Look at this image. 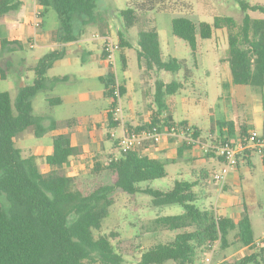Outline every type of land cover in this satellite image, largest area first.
I'll return each mask as SVG.
<instances>
[{"label": "trees", "instance_id": "1", "mask_svg": "<svg viewBox=\"0 0 264 264\" xmlns=\"http://www.w3.org/2000/svg\"><path fill=\"white\" fill-rule=\"evenodd\" d=\"M43 8L42 20L50 8H53L60 21L56 32L61 42L71 43L77 40L74 23L81 20L83 26L96 23L102 18L97 13V0H35ZM136 2L121 11L126 30L138 23L139 12L157 9L160 0H135ZM245 13L241 22L232 17L216 16L213 24L201 22L197 25L186 17L172 20L173 34L184 40L193 53L198 49V41L211 39L215 30L226 29L228 49L226 62L229 63L232 81L237 86H251L262 95L264 109V18L253 19L248 11L264 14V7L252 6L245 0H239ZM23 5L22 0H0V23L10 17L11 13ZM81 30V29H80ZM120 47H128L124 33L119 32ZM22 44L0 38V48ZM138 60L145 62L149 70L178 74L184 71V79L193 77L186 61L177 58L163 59L159 33L156 30H143L138 35ZM16 51L15 48H9ZM65 57V50H55L41 58L33 66L35 80L32 85L22 87L13 104L9 92L0 93V264H125V256L138 258V264H195L198 257L203 260L211 243H220L221 249H228L232 243L252 246L255 242L251 210L244 205L239 221L220 217L214 210L200 209L194 188L196 181H177L169 191L150 187L142 188L141 183L167 177L166 166L170 160H160L143 152L153 147L147 144L138 149L118 153L113 151L104 161L97 160L89 177L79 180L77 176H68L57 171L79 154V149L72 144L69 134L59 133L53 137L51 152L45 156L46 164L52 168L43 173L38 165V156L22 157V151L16 146V138L25 131L34 128L41 138L48 131H56L60 122L45 116H34V97L40 92L52 93L55 87L69 81L67 76L48 77L54 63ZM105 60V54H102ZM125 63V56L122 55ZM112 68V67H111ZM106 79L105 96L111 99L108 111V127L118 128L113 121V110L117 98L111 85L115 76ZM7 77L6 70L0 66V78ZM184 83L173 80L168 84L158 82L155 101L158 112L148 124L137 127L127 126L128 131L140 132L158 126L162 112H170L174 102L167 98L177 94ZM122 95L125 88L121 87ZM48 105L54 107L62 104L58 96L47 98ZM48 118V119H47ZM50 120V126L44 122ZM172 114H168L166 127L175 124ZM73 121L66 122L70 125ZM178 125H188L177 123ZM194 136L198 137L197 128ZM223 136L217 145L235 146L230 140L238 135L241 143H246L250 133L241 125L238 128L232 122L221 123ZM264 135V125L263 132ZM116 147L117 141H116ZM193 145L184 142L179 152L192 149ZM209 157H215V150H209ZM249 152L243 155L250 162ZM220 157V156H219ZM242 156H239V158ZM221 158V157H220ZM264 164V155L261 156ZM222 159V158H221ZM239 166V162H238ZM152 198L158 209L156 218L147 223L152 232H178L174 239L159 246L143 250L140 236L120 240L113 244L112 236L96 235L102 230L111 207L117 196L127 194L135 198L137 194ZM3 199V200H2ZM180 205V215H163L162 209L168 205ZM233 235V242L230 235ZM97 236V237H96ZM264 249L259 253L231 259L227 264H264Z\"/></svg>", "mask_w": 264, "mask_h": 264}, {"label": "rangeland", "instance_id": "2", "mask_svg": "<svg viewBox=\"0 0 264 264\" xmlns=\"http://www.w3.org/2000/svg\"><path fill=\"white\" fill-rule=\"evenodd\" d=\"M26 1L33 7L36 3L35 0ZM245 1L252 6L264 7V0ZM135 2V0H97V13L102 18H98L96 23H89L86 26L82 25L81 20H77L74 23V33L80 32L77 35V40L70 46L61 42L60 35L63 34V31L56 34L60 28V21L57 12L50 8L45 14L41 26L37 29L39 33L37 42L35 40L33 43L30 38L29 40L26 38L31 36L32 31H30L22 39L14 40L22 44V49L18 45H10L5 49L0 48V66L6 70L7 74L5 79L0 78V93L9 92L14 104L20 89L26 85H32L34 82L33 66L54 49L62 50L65 46L67 57L54 64L48 72V77L63 75L69 77V81L58 84L52 93H38L32 100L34 116L51 117L60 122L58 129L48 131L39 138L34 128H31L16 138V146L22 151V157L38 156V165L43 173L52 170L46 164L45 156L52 147L53 137L59 133L70 135L73 144L79 149V154L72 157L67 165L57 171L68 176H77L79 180L91 175L97 160L104 161L109 153L120 151L115 144L117 140L110 136L113 130L108 127L107 115L106 117L102 116L104 115L102 113H107L111 104V99L104 95L105 84L102 82V78L106 79L110 74H114L115 80L117 78L121 87L125 88V93L121 97L123 116L126 124H130L134 128L138 125L148 124L158 112L155 101L158 82L168 84L173 80L184 81L183 70L174 75L164 71L149 70L144 61L139 63L138 35L143 30H156L159 33L165 61L171 57L186 61L194 73L185 88L167 98L168 103L172 100L174 104L170 112H162L157 117L161 123L159 126L162 130L167 129L165 122L168 114H172L177 123L195 116L194 121L203 132L202 136L195 137L199 140V145L194 146L183 156L177 155L176 162L166 166L167 177L144 182L140 186L169 191L177 181L195 180L203 171L219 173L223 168V164L217 159L192 162L188 161V157L191 154L204 156L201 143L210 137L208 121L211 119L214 122L217 120L224 122L232 119L233 117L230 115L233 104L243 103L244 95L253 89L232 83L229 64L223 62L228 49L226 29L215 30L211 39L199 38L198 50L193 53L184 40L173 34L172 20L177 17H186L197 25L201 22L213 24L216 16H222L232 17L241 22L245 13L242 11L239 0H160L157 9L139 12L137 25L126 30L121 11L132 6ZM29 8L32 9V7ZM22 9H24L23 5L12 12V19L5 23L17 30L19 20H22L18 18ZM247 14L253 19L264 18V14L259 11H248ZM15 17L16 20H14ZM3 26L4 24L0 23V38L5 36ZM29 27V30L35 29L33 21L29 23ZM119 32L124 33L125 40L130 46L120 47L117 64L115 63L116 69H114L112 63L106 62L102 58L103 41L95 36H111L120 44ZM32 44H35L33 49L30 47ZM9 48H15L16 51H11ZM122 54L125 56V63L122 61ZM51 95L59 96L63 101L65 100V103L50 107L47 98ZM246 105L248 108L249 103ZM93 115H101V120H96L97 122L78 120ZM71 120H74L75 123L66 125V122ZM50 122V120H46L44 125L49 127ZM176 122L172 123L177 124ZM124 131L123 128H118L117 136L121 137ZM221 131L217 126L216 135L218 137ZM169 140L172 141V139ZM230 140L236 144L239 136L232 135ZM243 159L239 158V164L243 163ZM252 164V168L244 163L241 165L238 173L241 175L242 181L239 186L232 185L223 189L220 187V194L232 197L237 195L238 203L241 201L250 207L254 238L255 241H259L264 237V164L258 155H253ZM195 173H197L196 177H194ZM198 183L197 206L200 209L214 210L220 215H225L227 210L231 209L220 197L214 181L206 183L205 180H201ZM219 200L221 201L219 202ZM182 212L183 208L175 204L165 206L162 213L169 216L180 215ZM226 216L233 218L232 214H226ZM155 217L156 208L150 196L139 193L133 198L127 194H120L111 207L102 230L96 232V235L102 234L111 237V234H115L114 237H111L113 244L140 235L143 239V250H147L171 241L170 233H161L160 231L154 233L148 230L147 223ZM233 235L234 233L230 235L231 242H233ZM215 246L216 253L213 264H227L231 259H239L250 253V251H243V246L235 243L225 250L221 249L220 243H215ZM262 249L264 247L256 248L253 252L259 253ZM138 262V258L125 256V264H138ZM201 263L200 254L195 264Z\"/></svg>", "mask_w": 264, "mask_h": 264}, {"label": "crops", "instance_id": "3", "mask_svg": "<svg viewBox=\"0 0 264 264\" xmlns=\"http://www.w3.org/2000/svg\"><path fill=\"white\" fill-rule=\"evenodd\" d=\"M22 1H23L24 9H22L20 11L19 15H18V18H21L22 19V20H19L18 29H17L18 31L16 29H14L13 27H11L10 25H7V23H5V22H8V21H10L12 19V15H10V17H8L7 19H4L1 22V24H4L3 27L5 28V33H4L5 36H4V38H6L8 41H14V40H17V39L20 40L24 36H26L27 33L29 34V32L32 31L31 32V36H27L26 38L28 40L30 38L32 40V42L34 43L35 40H36V42L38 41L39 33H38V31L36 29L29 30V28H30L29 27V23H32V21H34L35 14L36 13H41L43 11V8L41 6H39L37 3H35L34 4V7H33V6L29 5V3L26 0H22ZM29 7H32V9H30ZM16 17L14 18V20L17 19ZM219 30H222V29H219ZM66 44H68L67 46H70V45L73 44V42L66 43ZM45 46H53V45H45ZM30 47L32 49L35 48V46L34 47L30 46ZM63 50H65V46H64ZM53 51H55V49ZM66 57H67V53H66V50H65V57L63 59H65ZM63 59H61V60H63ZM61 60H59V61H61ZM225 60H226V55H225V57L223 59V62H226ZM104 61L108 62L106 58H105ZM226 63H228V62H226ZM116 64L114 65V69H116ZM192 73H193V71H192ZM60 76H63V75H60ZM193 76H194V73H193ZM192 78H190L188 80H185L184 79V81H183L184 87L183 88H185V86H187L188 82ZM232 83H233V81H232ZM247 87H251V86H247ZM252 89L253 90L247 91V94L244 95V98H245V101L244 102L249 103V107L247 108L246 107L247 105L244 102L243 103L241 102L239 104L238 103H234L233 104V108H232L233 110L231 109V112L232 113L230 115L233 118L230 119V120L224 121V122H232V123H234L237 128L239 126H241V125L245 126L248 129V134L251 133V132H253V131H257L259 133H262L263 132V125H264V109H263V99H262V95L258 91H256L254 88H252ZM252 93H255V94H252ZM256 95H258L259 97L258 96L256 97ZM63 103H65V100L64 101L62 100V104ZM108 111H109V109L107 110V113H102V114H104V115H102L104 117H106V115H107V117H106L107 123H108ZM152 119L149 121V123L152 121ZM78 120H80V121L82 120V121H93V122H97L96 120H101V115H93V116H90V117H82V118H80ZM189 120H192V121H189ZM194 120H195V116L188 117V119H186L184 121H180L178 123L179 124L180 123H186V124H188V125H190V126H192L194 128L196 127L197 130H198V132H199V136L200 135L202 136V132L203 131L199 128V126L197 125V122L194 121ZM71 121H73V123H75L74 120H71ZM113 121L119 125L118 128L121 127V128H123L125 130H128L127 126L128 127L131 126L130 124H128V125L126 124L124 116H123V121L122 122H116L114 120V116H113ZM173 121L176 122L174 120V117H173ZM221 123H223V122L218 121V120L214 122L213 120L210 119L208 121L207 125L209 127V131L208 132L210 134L209 135L210 137L206 141L203 140V141H205L204 144L217 146L218 142L221 140V138L223 136V131L225 130V132H226V129H223V131L220 132V136L219 137L216 135V128H217V126H219V128L221 129ZM138 126H140V125H138ZM135 127H137V126H135ZM118 128H116V129H110L109 128V129L110 130H113L112 132H116L117 133V129ZM239 143H240V140H238L236 144H239ZM72 144H73V141H72ZM180 147H181V143L179 141L174 140V139H172V141L165 139V141L162 144H160L158 146L155 145L153 147H150V149L146 150V154H149L151 157L156 158V159H160V160H170V161H172L171 163H175L176 162L177 155H179V156L182 155L183 156V154L188 153L189 151H191L193 149V148L192 149H188V150H185L182 153H180L179 152ZM51 149H52V147L50 148L49 153L51 152ZM253 155H258L261 158V155L255 153V152H249L248 157H250V162L251 163L249 164V163H247L243 159V163L246 164V165H248L250 168H252V166H253V164H252V157H253ZM242 158H243V156H242ZM212 159H217V160H219L223 164V160L216 153H215V157H209L207 154H204L203 157L202 156L195 155V154H191V156L188 157V161H192V162L193 161L194 162H197L198 160H206V161L208 160V161H210ZM171 163H169V164H171ZM241 163L242 162H240V164H239V166L237 167L236 170L232 171L228 175V179H227V182H226V184H225L224 187H230L232 185L233 186H239L241 184L242 177L238 173L239 169L241 168V165L243 164V163L242 164ZM196 174L197 173H195L194 177L197 176ZM216 174L217 173H215V172L208 173L207 171H203V172H201L200 176L197 179H195V180L192 179V180H188V181H193V182L196 181L197 182L196 183L197 186H199V183L198 182L201 181V180H205L206 183L207 182L209 183L211 181H214L216 183V185H217V188H218V191H219V194H220V185L217 183V181L214 178V175H216ZM197 186L194 188V193L196 194V196H197V191H196ZM206 186L209 187V185H207V184H206ZM220 197H222L224 199V202H226V206L229 207V209L231 208L230 210H227V213L226 214H232L233 215V218L232 217H229V216H226V214L225 215H223V214L220 215V214H217V213L216 214L218 216H220V217L231 218V219H233L236 222L239 221L240 218H241V216H242V212H243V209L242 208L244 206V203L241 202V201H239V203H238L236 201L237 195H235V197H232V196H225V195H221L220 194ZM197 201H198V197H197ZM220 201L221 200H219V202ZM219 202H218V205H219ZM196 205H197V202H196ZM163 209H162V212H163ZM157 212H158V209L156 208V215H157ZM154 219H152V220H154ZM160 232L161 233H168V234L170 233L172 235L171 236V240H173L174 237H175V235L178 233V232H169V231H160ZM154 233H157V232H154ZM138 236H140V235H138ZM142 241H143V239H142ZM242 249H243V251H250V253L247 254V255H245V256H248V255H251V254L255 253V252H253V250L248 249L247 246L246 247L244 246ZM240 258H242V257H240ZM170 263H172V262H170Z\"/></svg>", "mask_w": 264, "mask_h": 264}, {"label": "built area", "instance_id": "4", "mask_svg": "<svg viewBox=\"0 0 264 264\" xmlns=\"http://www.w3.org/2000/svg\"><path fill=\"white\" fill-rule=\"evenodd\" d=\"M42 18L41 13H36L34 17V27L37 30L41 26ZM97 39H101L103 41V51L105 54V58L109 63L115 65L117 60V54L120 51L119 41H115L111 36L101 37L99 35L95 36ZM32 47L35 44L31 45ZM111 88L114 90L113 94L117 98V105L114 108L113 115L114 120L116 122L123 121V106L121 103V85L116 78ZM125 130V129H124ZM111 137L117 140L118 148L121 152H127L129 150L138 149L147 144H151L153 146H158L162 144L165 139H174L181 143V145L186 142L188 145H199L200 142L194 136V129L190 125H178L173 124L170 127H167L166 130H162L159 126H154L152 128L142 130L140 132L128 131L125 130L121 137L117 136L116 132L111 133ZM202 149L205 154L209 152V150H215V153L218 154L223 160V168L219 173L214 175L215 180L223 189L228 175L236 169L238 166L239 156H243L246 152H255L259 155H264V135L257 131H253L250 133L249 139L246 143L235 144V146L230 145H207L201 143ZM146 153V150H143ZM250 250H255L256 248L264 247V237L255 241L252 246H247ZM216 253L215 243H211L209 246L208 252L205 254L201 264H213L214 255Z\"/></svg>", "mask_w": 264, "mask_h": 264}]
</instances>
